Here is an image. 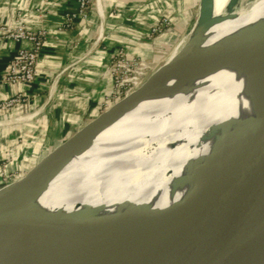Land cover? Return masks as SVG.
Listing matches in <instances>:
<instances>
[{"label":"bare ground","instance_id":"6f19581e","mask_svg":"<svg viewBox=\"0 0 264 264\" xmlns=\"http://www.w3.org/2000/svg\"><path fill=\"white\" fill-rule=\"evenodd\" d=\"M228 1L214 0V18L196 26L185 45L172 52L174 64L160 72L155 89L39 182L33 198L0 229V264H66L86 230L108 223L115 226L109 236L116 237L135 224L141 205L161 211L187 199L203 181L195 178L211 172L210 167L205 172L198 168L203 157L217 148L210 127L233 118L229 129L235 134L248 120L264 114L263 66L236 54L216 66L226 50L239 48L249 32L264 25V0L226 13ZM208 64L212 67L202 70ZM108 129L94 162L68 184L58 178ZM230 141L226 137L224 154ZM176 178L194 181L171 192ZM44 216L56 217L51 235L36 247L18 248L34 234L17 230L15 224ZM234 264H264V242Z\"/></svg>","mask_w":264,"mask_h":264},{"label":"water","instance_id":"95a60500","mask_svg":"<svg viewBox=\"0 0 264 264\" xmlns=\"http://www.w3.org/2000/svg\"><path fill=\"white\" fill-rule=\"evenodd\" d=\"M237 2L229 0L226 13L237 7ZM213 5L214 0H199L191 32L214 18ZM238 46L215 58L216 66L229 62L228 58L236 54L237 58L259 62L264 69V25L249 32ZM171 55L142 80L104 103L93 116L17 170L0 194V229L13 221L16 213L33 198L43 178L59 170L93 137L155 89L160 72L174 64ZM207 67L212 66L204 65L202 70ZM219 124H224V128L217 130ZM232 124L233 118L210 127L217 148L198 164L199 171L204 169L205 172L210 167L211 172L207 177L195 178H203V181L194 194L161 211H153L147 204L141 205L135 224L116 237L109 236L115 226L108 223L86 230L80 247L68 254L65 263L234 264L264 242V114L248 120L235 134L229 129ZM226 137L231 141L224 154ZM209 158L213 163L210 164ZM178 179L172 182L171 192L180 184L190 185L194 181ZM55 221L56 217L44 216L15 224L17 230H29L34 234L17 247L40 245L51 235Z\"/></svg>","mask_w":264,"mask_h":264},{"label":"crops","instance_id":"0c3cea01","mask_svg":"<svg viewBox=\"0 0 264 264\" xmlns=\"http://www.w3.org/2000/svg\"><path fill=\"white\" fill-rule=\"evenodd\" d=\"M198 5L199 0H94L87 19L66 24L77 0H0V25L20 21L27 29L46 31L35 81L19 85L5 80L7 67L17 49L30 45L0 33V102L17 91L25 97L0 110V194L8 184L2 183L22 165L130 88L115 91L111 65L119 50L140 61L141 70L164 61L178 33L194 21ZM163 17L170 28L151 35Z\"/></svg>","mask_w":264,"mask_h":264},{"label":"built area","instance_id":"2783aa9c","mask_svg":"<svg viewBox=\"0 0 264 264\" xmlns=\"http://www.w3.org/2000/svg\"><path fill=\"white\" fill-rule=\"evenodd\" d=\"M94 0H77L74 12L66 17V24H71L76 18L87 19ZM171 26L168 17H163L150 29V34H164ZM0 33L5 39L15 42H27L29 47H20L10 60L5 80L11 84H30L36 78V64L44 45L46 31L44 29L30 30L22 22L17 21L13 26L0 25ZM142 63L137 59H127L122 50H119L112 61L111 70L115 91L118 92L129 85L136 84L141 71ZM25 101L24 93L17 91L14 95L0 102L1 109H10L16 104Z\"/></svg>","mask_w":264,"mask_h":264},{"label":"rangeland","instance_id":"374dc122","mask_svg":"<svg viewBox=\"0 0 264 264\" xmlns=\"http://www.w3.org/2000/svg\"><path fill=\"white\" fill-rule=\"evenodd\" d=\"M252 1H254V0H238L237 4H238V6H240V5L241 6H244V5H247V4L251 3ZM226 11H227V7L225 8V12ZM196 16H197V14L195 15L194 21H192L190 23L189 28H188L187 31H185L184 33H178V35L176 37V40L174 41V43L169 48H167L166 54L163 56L162 59L165 60L172 52H174L175 50H177V48H179L180 45H183L184 46L185 43L189 40V38H190V36L192 34L191 29L194 26V23H195V20H196ZM190 32H191V34H190ZM201 32H202V29L199 32L195 31L194 32V38H197L198 35L201 34ZM190 56H191V54L186 58L185 63L188 61V59L190 58ZM161 62H163V60L160 61V63ZM160 63H158L156 65L155 64H150V66L148 68H146L145 70L142 69V71H141L142 73L138 76L139 78L138 79H135V80H132V81H138L139 79H141V77L144 76L145 73L148 74L149 72L153 71ZM133 85L134 84L131 83L129 85V87H132ZM223 126H225V125L224 124H219V126H217V130L224 128ZM110 129H108L102 135H100L96 139L94 145L88 151H86L85 153H83L82 155H80L78 157H75V159L73 160V162L65 169V171L58 178H61L62 177V179H64V180L66 179V181H67L66 184H68L69 182H71V180L73 179V177L78 172H80L87 165V163L94 162L95 159H97V157H96V150L98 149V147H100V145L102 144V142L104 141V139H106L107 132ZM115 144H114V146H115ZM114 146L112 147V149L114 148ZM96 164H97V161H96V163H92V167H91L90 171L96 166ZM67 178L68 179L70 178V179L68 180ZM9 182H4V183H9ZM4 183H2V184H4Z\"/></svg>","mask_w":264,"mask_h":264}]
</instances>
